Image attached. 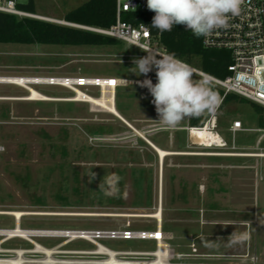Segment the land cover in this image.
I'll return each instance as SVG.
<instances>
[{"label": "rangeland", "instance_id": "1", "mask_svg": "<svg viewBox=\"0 0 264 264\" xmlns=\"http://www.w3.org/2000/svg\"><path fill=\"white\" fill-rule=\"evenodd\" d=\"M34 1L37 14L63 20L69 10L87 0ZM143 56V51L123 41L115 46L0 43V76L39 79L42 82L30 86L52 97L72 98L76 91L48 83L53 81L47 78L126 79L117 89L116 101L135 127L102 106L74 100H23L30 93L27 88L0 83V211L40 213L23 217L22 228L112 229L130 220L132 229L154 231L156 218L51 213L139 214L161 208L162 231L174 252L186 255L193 246L197 248L196 259L177 257L175 261L241 263L250 262L254 255L262 263L264 159L228 155L253 151L256 135L238 132L233 149L229 127L236 119L247 128L260 127L259 114L249 100L227 103L216 113L215 130L228 145H202L190 136L189 119L176 128L158 122L152 96L137 83L145 76L129 71L133 60ZM201 77L196 75V79ZM211 86L223 90L213 81ZM75 87L101 95L100 87ZM136 130L170 151L208 154L167 155L162 171L158 153ZM110 177L114 184L108 182ZM13 226L14 217L0 213V227ZM242 235L246 239L240 241ZM37 240L46 246L60 241ZM103 243L114 250L156 247L148 239H107ZM85 245L80 241L69 246ZM4 246L28 243L15 239Z\"/></svg>", "mask_w": 264, "mask_h": 264}, {"label": "built area", "instance_id": "2", "mask_svg": "<svg viewBox=\"0 0 264 264\" xmlns=\"http://www.w3.org/2000/svg\"><path fill=\"white\" fill-rule=\"evenodd\" d=\"M17 2L18 0H0V11L19 16L34 15L19 9ZM116 2V22L109 27L73 25L126 42L139 50L141 49L137 45H145L153 50L168 52L167 48L160 42L159 36H154L151 33L148 25L144 23L133 24L121 19V14L125 11H147V0H116ZM145 33L148 35H145ZM202 43L206 48L228 50L231 53L232 62L228 65L229 75L225 78L214 77L192 66L196 73L200 76L206 74L211 81L224 90V96L227 93H235L264 106V0H245L240 15L231 18L228 27L215 30L209 37L202 36ZM145 55L147 53L144 52ZM56 79L59 78H47L46 80L56 82ZM62 79L71 84L70 86L64 85L68 87H99L82 76L63 77ZM80 81H83V83H80ZM122 83H127V80L119 79L117 85ZM210 121H212V130L220 136L222 143L221 145L213 143L211 147L227 146V140L215 130L218 124L217 115H211L203 127H206ZM198 128L201 127H187L190 134ZM229 132L232 135L231 147L233 149L237 148L235 137L238 132L254 133L256 142L252 148L253 151L242 153L232 151L228 155L264 159V126L247 128L240 120L236 119L230 125ZM25 216L21 218L13 216V227H0V264H264V261L259 263L254 255L250 257V262L241 263L210 259L186 262L175 261L177 257L196 259L195 257L198 255L197 248L193 246L191 253L177 255L171 248L170 243L166 241V236L163 233L160 238L156 236L162 229L161 220L159 219H157L156 229L153 232L132 229L130 220L125 223L124 227L112 229L22 228L20 224ZM83 216L98 215L84 214ZM39 238L60 239V241L52 246H46L37 240ZM15 239L25 241L28 246H4L5 243ZM107 239H148L154 240L156 247L154 250H114L103 243ZM80 241L86 245L83 247L69 246ZM160 241H162V246ZM161 249L162 251L158 254Z\"/></svg>", "mask_w": 264, "mask_h": 264}, {"label": "clouds", "instance_id": "3", "mask_svg": "<svg viewBox=\"0 0 264 264\" xmlns=\"http://www.w3.org/2000/svg\"><path fill=\"white\" fill-rule=\"evenodd\" d=\"M244 2L245 0H147V8L155 13L152 28L160 33L171 32L175 26L182 25L199 38L209 37L215 30L228 27L229 20L240 15ZM137 46L147 55L134 59V67L129 71L145 77L155 71V83L149 78L137 83L140 87L147 88L152 96L151 102L160 124L176 128L186 119L217 113L222 100L212 89L211 79L206 74L196 79V70L175 53L153 50L145 45ZM94 176L95 173L92 174V179ZM108 182L114 184V179L110 177ZM106 194L112 195L113 192ZM244 239L246 235L239 237L240 241Z\"/></svg>", "mask_w": 264, "mask_h": 264}, {"label": "trees", "instance_id": "4", "mask_svg": "<svg viewBox=\"0 0 264 264\" xmlns=\"http://www.w3.org/2000/svg\"><path fill=\"white\" fill-rule=\"evenodd\" d=\"M17 7L26 13L37 14L34 0H28L26 3L18 0ZM154 15L155 13L149 10L125 11L122 12L121 19L133 24L148 25L151 33L159 36L160 42L167 48L168 53H175L179 59L189 65L214 77L225 78L229 75L228 65L232 62V58L228 50L206 48L202 43V36L199 38L194 36L182 25L175 26L171 32L160 33L152 28ZM116 16V0H87L69 10L62 19L72 24L106 28L116 22ZM121 42L110 36L73 25L0 11V43L115 46ZM211 87L222 100L219 109L235 100H248L235 93H227L224 96L223 90L217 89L216 86ZM250 102L260 116V126H264V106ZM210 116L191 118L188 120L189 125L203 127Z\"/></svg>", "mask_w": 264, "mask_h": 264}, {"label": "bare ground", "instance_id": "5", "mask_svg": "<svg viewBox=\"0 0 264 264\" xmlns=\"http://www.w3.org/2000/svg\"><path fill=\"white\" fill-rule=\"evenodd\" d=\"M34 17L41 18V19H48V20H57L54 18L46 17L43 15L39 14H34ZM59 21V20H57ZM89 82L97 84L100 89H101V95L100 96H93L87 93L86 91L82 90L79 87H71L76 91V94L72 98H57V97H52L50 95L44 94L43 92H40L36 88L30 86V84H35V83H40L39 79H34V78H24V77H6V76H0V83H14L17 85H20L22 87L27 88L30 93L26 96L21 97L23 100H30V101H37V100H74V101H84V102H89L92 105H97V106H102L104 107L108 112L114 114L115 116L120 117L121 114L117 110L115 106V89L117 86V82L119 79L114 78V77H92L88 78ZM56 82H48V83H57V84H63V85H71L68 83V81H65V79H56ZM99 81V83H97ZM108 81H115L114 84H109L107 83ZM47 83V82H46ZM9 98V97H8ZM214 122V121H213ZM212 121L209 122V124L206 127H201L198 129H194L190 136L196 141H198L200 144L205 145V146H212L213 143H216L217 145H221V139L220 136L216 135V132H214L211 128ZM137 133L142 136L158 153L159 159H160V164H161V170L163 171V164L165 157L167 155H172V154H200V155H205L208 153H203V152H197V153H186V152H176V151H170L167 149H164L154 143L152 140L149 138L145 137L143 133L140 131L136 130ZM0 213L3 214H11L12 216H16L17 218H21L22 216H27V215H33V214H40L37 212H29V211H24V210H12V211H0ZM42 214H45L42 212ZM49 214V213H48ZM98 215V216H124V217H150V218H156L161 220L162 219V209L159 208L157 211L153 213H139V214H127V213H119V214H113V213H77V212H70V213H51V215ZM154 232V231H153ZM163 231H159L157 233V237L160 238L162 235ZM161 246H162V241H160ZM162 249L158 252H160Z\"/></svg>", "mask_w": 264, "mask_h": 264}, {"label": "crops", "instance_id": "6", "mask_svg": "<svg viewBox=\"0 0 264 264\" xmlns=\"http://www.w3.org/2000/svg\"><path fill=\"white\" fill-rule=\"evenodd\" d=\"M39 15H41V14H39ZM43 16H47V15H43ZM148 76L149 77H144L142 80L141 79H139V80H137V81H143L144 79H146V78H149V79H151L153 82H155L156 80V76H155V71H153V72H150L149 74H148ZM124 86V84L122 83V84H119V85H117L116 86V89H115V106H116V108H117V110L120 112V114H121V116L120 117H118L121 121H123L126 125H129L130 127H132L133 129H135V127L126 119V117L123 115V113L120 111V109H119V106H118V104H117V101H116V93H117V89L119 88V87H123ZM185 128V127H184ZM162 148H164V147H162ZM164 149H167L168 150V148H164Z\"/></svg>", "mask_w": 264, "mask_h": 264}, {"label": "water", "instance_id": "7", "mask_svg": "<svg viewBox=\"0 0 264 264\" xmlns=\"http://www.w3.org/2000/svg\"><path fill=\"white\" fill-rule=\"evenodd\" d=\"M34 17V16H33ZM53 21V20H52ZM54 22H58V23H62V24H67V25H73L72 23H68L64 20H59V21H54ZM74 26V25H73Z\"/></svg>", "mask_w": 264, "mask_h": 264}, {"label": "snow or ice", "instance_id": "8", "mask_svg": "<svg viewBox=\"0 0 264 264\" xmlns=\"http://www.w3.org/2000/svg\"><path fill=\"white\" fill-rule=\"evenodd\" d=\"M145 35H148L147 33H145ZM80 83H83V81H80ZM97 83H99V81H97ZM107 83H109V84H114L115 83V81H108Z\"/></svg>", "mask_w": 264, "mask_h": 264}]
</instances>
